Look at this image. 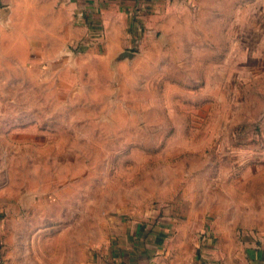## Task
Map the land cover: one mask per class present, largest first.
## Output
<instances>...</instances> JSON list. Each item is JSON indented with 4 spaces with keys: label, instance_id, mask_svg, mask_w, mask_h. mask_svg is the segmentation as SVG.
Listing matches in <instances>:
<instances>
[{
    "label": "rangeland",
    "instance_id": "374dc122",
    "mask_svg": "<svg viewBox=\"0 0 264 264\" xmlns=\"http://www.w3.org/2000/svg\"><path fill=\"white\" fill-rule=\"evenodd\" d=\"M165 14L159 29L130 24L129 41L110 45L101 19L74 12L84 33L51 68L31 56L43 31L35 42L18 19L3 29L9 261L89 264L133 220L176 217L186 249L217 227L236 226L224 246L242 223L264 228V0H177Z\"/></svg>",
    "mask_w": 264,
    "mask_h": 264
},
{
    "label": "crops",
    "instance_id": "0c3cea01",
    "mask_svg": "<svg viewBox=\"0 0 264 264\" xmlns=\"http://www.w3.org/2000/svg\"><path fill=\"white\" fill-rule=\"evenodd\" d=\"M37 1L0 0V39L5 26L10 25L15 19L23 24L22 30L28 29L30 37H34L35 42L37 32L43 31L45 33L43 51L38 52L34 49L31 56L40 67L50 68L53 55L57 53L61 55L69 43L78 41L84 33L83 26L73 20L74 12L81 15L79 18L86 16L89 21L97 22L101 19L107 40L113 45L115 40L129 41L130 24L133 25L132 28L140 24L143 32L147 29H159L160 12L162 11V15L165 14V8L177 2V0H45L44 10L41 11L37 8ZM54 4H58L59 7L55 9ZM38 13L44 15L43 26L40 22L36 23ZM54 24H57L56 30L60 26L58 34L53 31ZM206 229L203 231L207 232ZM235 229L236 226L231 225L227 228L217 227V233L213 231L208 233L203 243L199 242L197 245L195 242L197 249H186L185 237L178 232L176 217L143 222L133 220L123 224L117 237L112 238L102 250L95 249L89 264H264V228L246 227L242 223L243 233L239 242L224 246L225 234L222 232H231ZM0 259L14 264L4 252L1 237Z\"/></svg>",
    "mask_w": 264,
    "mask_h": 264
},
{
    "label": "built area",
    "instance_id": "2783aa9c",
    "mask_svg": "<svg viewBox=\"0 0 264 264\" xmlns=\"http://www.w3.org/2000/svg\"><path fill=\"white\" fill-rule=\"evenodd\" d=\"M83 17V16H82ZM86 17V16H85ZM137 28H139V31L140 32H143L142 31V29H141V27L139 26V25H137ZM99 34H101V33H99ZM0 264H11V263H9L8 261H6V260H4V259H0ZM151 264H154V263H151Z\"/></svg>",
    "mask_w": 264,
    "mask_h": 264
},
{
    "label": "water",
    "instance_id": "95a60500",
    "mask_svg": "<svg viewBox=\"0 0 264 264\" xmlns=\"http://www.w3.org/2000/svg\"><path fill=\"white\" fill-rule=\"evenodd\" d=\"M125 54L128 55V56H132L134 53L130 52V51H126Z\"/></svg>",
    "mask_w": 264,
    "mask_h": 264
}]
</instances>
